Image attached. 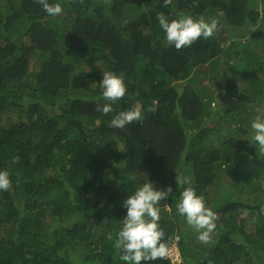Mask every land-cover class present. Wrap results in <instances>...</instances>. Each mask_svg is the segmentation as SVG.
<instances>
[{"label":"trees","instance_id":"obj_1","mask_svg":"<svg viewBox=\"0 0 264 264\" xmlns=\"http://www.w3.org/2000/svg\"><path fill=\"white\" fill-rule=\"evenodd\" d=\"M58 2L52 17L38 0H0V169L12 182L0 264H125L113 243L147 180L172 188L159 224L179 264H264V152L250 128L264 105V0ZM158 13L219 26L177 50ZM103 71L124 77L125 97H100ZM133 107L140 120L109 126ZM188 186L216 213L207 243L181 227Z\"/></svg>","mask_w":264,"mask_h":264},{"label":"clouds","instance_id":"obj_2","mask_svg":"<svg viewBox=\"0 0 264 264\" xmlns=\"http://www.w3.org/2000/svg\"><path fill=\"white\" fill-rule=\"evenodd\" d=\"M38 2L49 16L56 17L62 13V4L58 0L55 3H50L49 0H38ZM164 2L167 4L169 0H164ZM157 20L164 33L165 41L177 50L191 46L198 38L211 37L219 26L216 18L196 19L186 13H179L175 19L158 13ZM99 85L100 97L105 101L114 103L125 97L127 92L124 77L113 71H103ZM97 111L108 114L113 111L112 104L98 105ZM255 111L256 114L250 122L251 140L261 152H264V105L257 107ZM141 117L142 109L133 107L120 111L111 119L109 126L122 129L133 121L140 120ZM15 160H18V157L14 158V162ZM176 183L181 186L190 185L191 182L178 172ZM11 186L9 172L0 169V191H7ZM171 192V187L167 190H160L147 180L137 186L124 201L126 215L122 219V226L116 234L113 247L119 251L120 259L125 264H141L142 261L150 264V262L167 257L169 251L176 252L178 257L176 264H179V251L175 246L169 248V241L164 239L165 234L159 224L161 218L159 202ZM176 210L186 219L187 225L195 230L201 242L207 243L210 240V234L216 228V213L206 206L204 197L197 195L194 187L183 188L176 203ZM109 238L112 239V237Z\"/></svg>","mask_w":264,"mask_h":264},{"label":"built area","instance_id":"obj_3","mask_svg":"<svg viewBox=\"0 0 264 264\" xmlns=\"http://www.w3.org/2000/svg\"><path fill=\"white\" fill-rule=\"evenodd\" d=\"M174 251H169V254H168V256H169V258H171V260H172V262H174V261H176V262H178V257H177V254L175 253ZM167 256V257H168Z\"/></svg>","mask_w":264,"mask_h":264},{"label":"rangeland","instance_id":"obj_4","mask_svg":"<svg viewBox=\"0 0 264 264\" xmlns=\"http://www.w3.org/2000/svg\"><path fill=\"white\" fill-rule=\"evenodd\" d=\"M220 100V99H219ZM181 227H183V228H190V229H192L190 226H187L186 224H185V227H184V225L183 226H181ZM185 230V229H184ZM176 253V252H175ZM174 253V254H175Z\"/></svg>","mask_w":264,"mask_h":264}]
</instances>
